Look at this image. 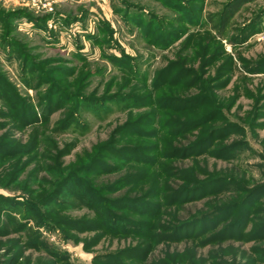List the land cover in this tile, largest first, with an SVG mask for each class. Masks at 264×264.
Masks as SVG:
<instances>
[{
  "label": "rangeland",
  "instance_id": "obj_1",
  "mask_svg": "<svg viewBox=\"0 0 264 264\" xmlns=\"http://www.w3.org/2000/svg\"><path fill=\"white\" fill-rule=\"evenodd\" d=\"M229 3L230 8H227ZM16 11L17 15L9 19ZM151 20L152 29L147 32ZM170 28L176 36L173 35V41L166 45L162 38L168 35ZM242 28L246 30L245 38L240 35ZM10 38L14 47L8 43ZM22 52L71 96L78 97L76 99L115 93L134 96L128 101L118 99L104 104L78 101L81 105L71 124L65 118L75 107L72 101L56 110L47 122L21 125L23 108L16 109L0 95V141L14 148H29V145L34 148L31 155L16 157L0 152V195L24 202L35 191H50L51 184L58 180L53 170L33 175L30 189L22 186L31 168L41 165L44 154L46 164L54 163L46 155L56 150L63 153L59 161L67 168L85 163L99 145L116 137L113 131L118 126L132 115L152 108L140 107L137 97L149 94L160 97L161 90L152 93L153 82L161 79L168 83L179 68L164 76L159 77V73L176 60L198 70L204 68L212 76L228 56L233 58V63L224 65L226 69L221 72L222 80L229 79L230 83L217 94L222 100H236L228 115L243 126L244 132L237 131L223 142L241 144L228 160L204 155L197 163L189 159L178 164L191 166L196 171L205 168L234 175L249 188L264 183V0H0V74L42 117L39 104L49 84L44 82L36 87V77H32V85L25 82ZM213 55L217 58L211 61ZM206 59L208 67L203 63ZM60 68L64 71H55ZM25 74L31 77L32 72ZM19 159L22 163L31 159L22 173L17 170L21 162L15 165ZM117 174L93 178L95 181L114 179ZM14 176L18 177L11 182ZM44 180L51 181L50 185ZM77 197L64 193L60 196V208L52 213L54 206L43 207L42 213H52L49 217L55 222L95 217L87 203ZM234 197L231 192L220 194L210 206ZM210 198L186 203L178 216L186 219L191 214L210 211V206L204 204ZM6 206L7 211L0 214V264H10V258L20 253L17 264L55 262L58 259L53 251L65 255L74 264H92L98 253L113 252L139 242L132 236L124 238L103 231H80L66 225L50 228L39 225L35 215H28L23 206L7 203ZM248 210L250 222L243 231L252 233L264 218V194L259 195L256 204ZM4 231L8 233L5 235ZM98 233L102 236L93 242L91 249H86V242ZM263 250L264 237L256 241L228 240L205 246L190 239L156 245L149 260L188 262L195 258L200 260L199 264H264L256 261ZM124 261L140 263L130 259Z\"/></svg>",
  "mask_w": 264,
  "mask_h": 264
},
{
  "label": "trees",
  "instance_id": "obj_2",
  "mask_svg": "<svg viewBox=\"0 0 264 264\" xmlns=\"http://www.w3.org/2000/svg\"><path fill=\"white\" fill-rule=\"evenodd\" d=\"M230 5L231 3L227 8H230ZM17 13V11L11 13L8 18H13ZM222 20H225L223 15ZM152 22L153 20L146 27L147 32L151 31ZM142 24L141 22L140 25ZM173 30L170 28L168 35L162 38L166 45L173 41L172 36L175 35L172 33ZM241 30L240 35L245 38L246 30L244 28ZM11 39L8 43L14 47ZM10 50L13 52V48ZM24 55L22 72L25 82L32 85L34 81L32 77H36V87L44 82L49 84V87L41 97L42 102L39 105L42 117H39L38 110L24 100L12 84L5 82L0 74V95H4L5 99L12 102L16 109L23 108L20 115L21 125L47 122L56 110L72 101L75 107L65 118V121L68 120L71 124L76 117L75 111L84 101L89 104H104L106 101L118 99L128 101L134 96L130 93H115L121 95L119 97L115 94L105 95L100 98L83 96L81 99H76L78 97L71 96L65 87L58 85L52 80L51 75L44 70H39L34 62H31V58ZM215 55L211 56V61L217 58ZM203 63L206 67L210 65L207 59L203 60ZM232 63L233 58L228 56L217 68L216 74L211 76L204 68L198 70L193 66L182 65L176 60L172 66L159 73L160 77L167 75L168 71L171 73L176 67L179 68L168 83L161 79H155L153 82L152 93L161 90L160 97L152 94L137 97L142 105L140 107H152L149 111L136 116L132 115L131 119L113 131V136L116 135V137L99 145L92 155H88L85 163L75 168L71 166L67 168L63 162L59 161L62 152L59 153L56 150L46 155L54 162L53 164H46L44 154L41 165L38 164L31 168L22 186L30 189L34 181L33 175L41 171L51 172L53 170L58 177V180L51 184L53 188L50 191L49 189L35 191L24 202L0 195V214L4 210L7 211L6 203L7 205H21L28 215H35L39 225L44 224L50 228L66 225L80 231H103L124 238L132 236L139 239L136 245L113 252L98 253L93 257L92 264H137L125 262L124 259L139 261L138 264H199L200 260L195 258L189 259L188 262L177 260L158 262L149 260V257L154 247L160 243L172 244L191 239L193 243L198 241V245L205 246L221 244L228 240L256 241L262 239L264 218L252 233H245L243 229L250 222L248 209L256 204L259 195L264 194V183L249 188L234 175L205 168L196 171L191 166L185 167L178 164L189 159L197 163L199 162L197 159L204 155L228 160L233 157L241 144L240 142L228 144L223 142L231 134L240 130L244 131L243 126L228 115L236 100L234 98L222 100L217 94V91L227 88L230 83L229 79L222 80L223 72L221 71L226 69L224 65L231 66ZM28 71H31L33 76L26 77L25 72ZM55 71L60 73L64 70L60 68ZM190 90L196 91L192 93ZM220 141L223 144H218ZM14 147L8 142L0 141V152L6 154L7 157L31 155L34 150L30 145L29 148ZM48 150L51 151V148ZM31 159L23 163L20 159L15 161V165L21 162V166L17 169L18 173L26 170ZM109 160H112V163ZM113 173H118L114 179L95 181L93 178L97 179L99 176ZM17 177H12L11 182L16 181ZM44 181L48 185L51 183L48 180ZM228 192L233 193L235 197L210 206L220 194ZM64 193L78 196V199L87 203L95 213V217L53 221L49 216L55 211L54 209L61 207L60 196ZM207 197H212L204 203L205 206H210V211H200L189 215L186 219L178 216L180 209L184 208L186 203ZM51 206H54L52 213L48 211L42 213L41 208L48 209ZM260 211L263 209L261 208ZM4 232L5 235L8 233ZM101 236L102 234L98 233L90 238L86 242V249H91L93 242ZM40 243L48 249L45 243ZM52 254L58 260L44 262V264H56L59 261L62 264H74L69 261L68 257L57 251H53ZM20 256L21 253L12 256L10 264L19 263ZM256 261L264 262V250Z\"/></svg>",
  "mask_w": 264,
  "mask_h": 264
}]
</instances>
